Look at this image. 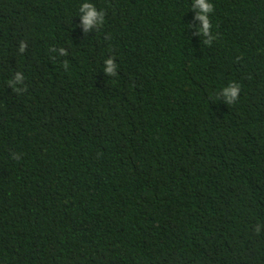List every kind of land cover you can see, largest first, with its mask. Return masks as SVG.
<instances>
[{
	"label": "trees",
	"instance_id": "trees-1",
	"mask_svg": "<svg viewBox=\"0 0 264 264\" xmlns=\"http://www.w3.org/2000/svg\"><path fill=\"white\" fill-rule=\"evenodd\" d=\"M209 2L0 0V264H264V0Z\"/></svg>",
	"mask_w": 264,
	"mask_h": 264
},
{
	"label": "clouds",
	"instance_id": "clouds-1",
	"mask_svg": "<svg viewBox=\"0 0 264 264\" xmlns=\"http://www.w3.org/2000/svg\"><path fill=\"white\" fill-rule=\"evenodd\" d=\"M191 7L197 10L195 19L201 22V27L196 34L202 35V36H208L210 34V29L212 28V25L209 19V14H211L214 10L213 4L210 3L209 0H193ZM80 12L83 13L81 20H82L85 32H87L90 28L94 26L96 27L101 26L104 22L103 20L104 15H105L104 12L97 11L95 6L91 3H84L80 7ZM204 43L207 44L208 41H204ZM24 48H25L24 44L21 43L20 52H23ZM61 54H63V52ZM66 66L67 65H65V67ZM116 68H117V65L113 63V60L108 59L105 61V67L103 71L105 72L107 76L114 77L116 76V71H115ZM22 80H24V76H22L20 73H16L15 79L9 81V87H12L16 92H21L22 90L16 88L15 84H19ZM25 90L26 89H23V91ZM221 92L227 104L232 105L239 98L240 85L237 83H230L227 87L223 88ZM13 158L17 159L16 157H13ZM254 232L256 233L260 232L259 225H257L254 228Z\"/></svg>",
	"mask_w": 264,
	"mask_h": 264
}]
</instances>
